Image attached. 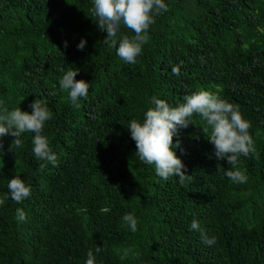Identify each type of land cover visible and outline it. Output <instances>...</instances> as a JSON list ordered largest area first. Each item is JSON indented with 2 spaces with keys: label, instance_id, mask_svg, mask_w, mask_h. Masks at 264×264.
Instances as JSON below:
<instances>
[{
  "label": "trees",
  "instance_id": "obj_1",
  "mask_svg": "<svg viewBox=\"0 0 264 264\" xmlns=\"http://www.w3.org/2000/svg\"><path fill=\"white\" fill-rule=\"evenodd\" d=\"M165 2L169 10L155 16L142 54L127 64L103 43L93 0H0V102L31 113L42 100L53 116L43 134L57 155L41 171L33 133L13 152L14 138H0V264H86L89 249L94 264H264V0ZM70 69L90 85L79 109L59 91ZM201 89L251 123L258 158L240 157L246 183L225 175L231 166L215 156L199 116L173 137L191 175L184 185L135 155L127 126L143 120L151 97L177 106ZM14 175L31 187L22 204L8 192ZM17 207L26 221H16ZM126 213L138 221L135 233ZM194 219L213 245L190 229Z\"/></svg>",
  "mask_w": 264,
  "mask_h": 264
},
{
  "label": "clouds",
  "instance_id": "obj_2",
  "mask_svg": "<svg viewBox=\"0 0 264 264\" xmlns=\"http://www.w3.org/2000/svg\"><path fill=\"white\" fill-rule=\"evenodd\" d=\"M168 10L169 5L165 0H93L90 17L101 31L106 30L107 35L103 43L110 50H115L121 61L134 64L137 57L142 54L143 46L148 43V31L155 23V16ZM121 28L134 35L123 34ZM85 44L86 41L81 39L77 45L78 49H83ZM77 72L67 70L59 79V91L66 94L73 109L81 107L80 99L87 97L90 87L89 82L75 79ZM172 73L179 76V67L174 65ZM49 94L56 95L55 88ZM183 101L177 106H171L165 100L153 96L151 97L153 106L144 112L143 120L130 121L127 128L135 141V155L139 161L146 165H154L155 173L164 181L172 176L178 177L181 185L190 181L191 175L183 171L184 165L174 151V147H179V141L173 145V137L178 134L179 128H187L190 123L196 124L192 119L195 115L205 122L202 130L209 142L214 145L217 159H226L231 166L225 175L233 183H246L248 177L238 167L240 157L258 158L255 142L249 133L250 121L243 117L237 105L208 90L195 91L184 96ZM29 107L32 109L31 113L23 111L20 107L9 110L0 102V138L9 134L14 138L8 148V151L13 152L14 149L23 147L21 139L23 134L33 133L32 152L35 159L41 162L39 169L42 171L49 163L57 165V155L51 149L47 136L43 134L45 122L53 116L40 99L34 100ZM7 188L10 198L17 204H22L31 194V187L20 175L10 178ZM5 199H0V205L5 203ZM15 219L18 223L26 221L27 215L22 207L16 208ZM122 221L133 233L137 231L138 221L133 214L126 213ZM190 229L198 231L206 245L211 246L216 242L214 236H207L197 220L191 222ZM100 251V247L95 249L96 253ZM94 261V253L89 249L86 264H94Z\"/></svg>",
  "mask_w": 264,
  "mask_h": 264
}]
</instances>
